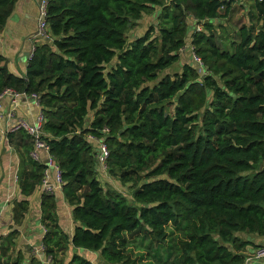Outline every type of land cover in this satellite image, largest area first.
Instances as JSON below:
<instances>
[{
  "label": "trees",
  "instance_id": "trees-1",
  "mask_svg": "<svg viewBox=\"0 0 264 264\" xmlns=\"http://www.w3.org/2000/svg\"><path fill=\"white\" fill-rule=\"evenodd\" d=\"M16 1L0 0V30ZM249 1V24L222 38L214 23L244 0H48L50 38L34 44L25 75L0 55V93L40 95L43 138L72 207L69 236L55 215V193L41 192L46 257L61 261L72 245L97 251L98 264H136L127 247L130 237H141L162 247L156 264H244L251 242L238 233L264 236V0ZM156 4L157 33L150 26L128 41L129 26ZM188 16L203 29L192 28L186 43ZM186 46L192 63L164 72ZM6 136L19 156L22 197L11 199L0 264H44L14 248V225L45 165L30 156V134L18 128ZM88 136L105 143L110 174L141 179L132 186L137 204L103 188L96 140ZM169 228L182 235L174 240ZM65 264L94 263L73 250Z\"/></svg>",
  "mask_w": 264,
  "mask_h": 264
},
{
  "label": "crops",
  "instance_id": "crops-1",
  "mask_svg": "<svg viewBox=\"0 0 264 264\" xmlns=\"http://www.w3.org/2000/svg\"><path fill=\"white\" fill-rule=\"evenodd\" d=\"M38 2L39 0H17L5 25L0 30V55L4 57L7 68L20 76L25 75L27 61L32 53L34 44L37 42L34 40L33 34L37 26ZM9 104L8 97H2L0 99V110L7 109ZM37 110V106L33 105L25 97H21L16 107L15 116L16 118L18 116L33 118ZM1 147L5 150L0 154V235H3L7 232L9 226L13 224L11 199L13 197H22V195L18 186L19 156L8 145V142L3 139L0 140ZM42 191L40 183L34 192L26 197L29 203L28 210L21 224L14 225L20 231L18 239L20 241H29L30 243L27 246L24 242L22 245H17V249L22 251L25 261L30 254L46 259L45 254L40 250L41 242L33 244L36 237L41 233V227H43L40 222V196ZM55 198V215L59 226L71 236L75 224L71 213L72 207L65 201L61 190L55 192ZM238 234L251 242L245 247V255L251 254L257 246L264 245V236L243 232ZM30 246L35 249L34 253L31 252ZM73 248L72 245H69L70 250L73 251ZM72 251L69 252L68 250L67 254H71ZM69 257L63 261V264L67 262ZM244 264H264V257L244 261Z\"/></svg>",
  "mask_w": 264,
  "mask_h": 264
},
{
  "label": "rangeland",
  "instance_id": "rangeland-1",
  "mask_svg": "<svg viewBox=\"0 0 264 264\" xmlns=\"http://www.w3.org/2000/svg\"><path fill=\"white\" fill-rule=\"evenodd\" d=\"M160 1L163 3L166 2V0H160ZM244 1H245L244 5H239L237 2H235V4L233 5V10L230 13V15L227 18H220L219 20H216L217 21L216 23H214L215 25L218 26L219 35L222 36V38L223 36H226V38L235 37L239 24L244 23V22L246 24H249V21H248L249 9L248 8H249L250 1L249 0H244ZM160 4H156L153 11L144 12L142 16L134 24L129 26L126 32L128 41L133 39L137 35L143 34L146 31V29H148L150 26L153 28L151 33L152 34L157 33V28L160 23L159 18H158L159 17L158 14L161 12ZM187 22H188V32H187L186 43H188L190 40L189 36H190L191 31L193 30L192 28L203 29V26L195 23V20L193 19L192 16L187 17ZM185 62L192 63L188 46L180 50L179 59L177 60V62L173 63L170 67L164 69V72L173 73L174 71H180L183 63ZM89 115H91V112H89ZM93 147L97 153L98 145L96 142H94ZM3 151L5 150L1 147L0 154ZM105 167L106 166L103 163L97 160L96 175L99 178L103 188L117 190L121 194H123L128 199L129 202L137 204L132 198L133 197L132 196V186H137L140 183L141 179L135 182L133 181L134 183L122 182L118 179L116 175L110 174L107 168ZM43 229L44 227H41V233L39 236H37L38 238L36 237L33 244H37L39 241L41 242L42 234L44 232ZM171 230H172L171 235L174 240H176L182 235V233L180 231H177L176 229H171ZM18 236L15 238V243H16L14 246L15 249L17 248L18 244L22 245L23 242L26 244V246L27 244H30L29 241H24V240L20 241V239H18ZM30 249H31V252L34 253L35 249L32 248L31 246H30ZM40 250L43 252V249H41V244H40ZM68 250L69 252L72 251L70 249ZM73 250H77V252L83 254L84 256H87L88 258H90V260L94 264H98L100 261V256L97 251L85 250L84 248H79V249L73 248ZM127 250L129 251L128 253L130 254V257L136 261V264H145L148 262H153V264H156L157 259L155 256L161 254L163 249L158 243L154 241H151V243H149L147 240L141 237H134V238L130 237V242L128 244ZM69 256L70 254H67L66 252L61 261L50 260L48 255L47 257L45 256V258H47L48 264H63V261L67 259Z\"/></svg>",
  "mask_w": 264,
  "mask_h": 264
},
{
  "label": "built area",
  "instance_id": "built-area-1",
  "mask_svg": "<svg viewBox=\"0 0 264 264\" xmlns=\"http://www.w3.org/2000/svg\"><path fill=\"white\" fill-rule=\"evenodd\" d=\"M47 3L48 0H39L38 2L37 26L33 34V38L35 41L50 38V34L48 32V23L46 21ZM191 56L196 62L201 64V58L194 51L192 45ZM5 96L8 97L10 104L7 109L0 110V140L3 139L6 142L7 132L16 130L18 128L23 129L26 133L30 134L33 143L32 148L30 150V156L45 165L43 170V177L41 180L42 190L54 193L59 191L61 189L63 179L61 176L60 167L57 161L55 160L54 156L50 152L49 144L47 140L43 138L45 134L43 129L44 115L39 102V93H26L25 91H18L13 88H5L0 93V99ZM21 97H25L33 105L38 107V110L33 116V118H23L19 116L16 118V107L19 104V99ZM88 138L91 140H96V143L98 145V160L105 165L104 161L107 155V148L105 143L101 139H96L92 136H88ZM44 230L45 228L43 229V231ZM41 249H43L42 243ZM263 257L264 245L257 247L251 254L246 255L245 261ZM45 261L48 262L47 258Z\"/></svg>",
  "mask_w": 264,
  "mask_h": 264
}]
</instances>
